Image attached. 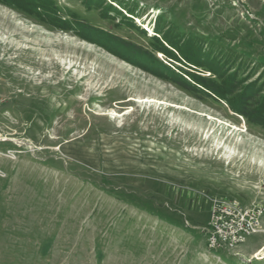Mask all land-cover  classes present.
Returning a JSON list of instances; mask_svg holds the SVG:
<instances>
[{
	"label": "rangeland",
	"instance_id": "rangeland-1",
	"mask_svg": "<svg viewBox=\"0 0 264 264\" xmlns=\"http://www.w3.org/2000/svg\"><path fill=\"white\" fill-rule=\"evenodd\" d=\"M255 95L264 0H0V264H264V217L205 244L214 200L264 207Z\"/></svg>",
	"mask_w": 264,
	"mask_h": 264
},
{
	"label": "built area",
	"instance_id": "built-area-1",
	"mask_svg": "<svg viewBox=\"0 0 264 264\" xmlns=\"http://www.w3.org/2000/svg\"><path fill=\"white\" fill-rule=\"evenodd\" d=\"M264 207H244L232 199L212 202L205 228V244L209 251H233L260 231Z\"/></svg>",
	"mask_w": 264,
	"mask_h": 264
},
{
	"label": "trees",
	"instance_id": "trees-1",
	"mask_svg": "<svg viewBox=\"0 0 264 264\" xmlns=\"http://www.w3.org/2000/svg\"><path fill=\"white\" fill-rule=\"evenodd\" d=\"M161 48L162 49H159L160 52H162L163 54H167V55L170 54L166 50H164L163 47ZM180 74H181V77L184 75L189 79V81H186L185 79L179 77L180 79H182V84H180L181 89L190 93L191 95L196 97L198 94H203V91L197 89L194 84L199 85L204 90H210L212 92H215L214 87H213L214 84H211L209 80L197 78L198 80L195 81V80H191L188 77L189 76L188 72H184V74L183 73H180ZM227 90L228 89H225V91ZM241 98H242L241 102L244 105L240 110L234 108V112L238 113L240 116L246 119L248 123H250L251 125L259 126L264 129V98L258 100L259 99L258 95L251 96V97L242 96Z\"/></svg>",
	"mask_w": 264,
	"mask_h": 264
},
{
	"label": "bare ground",
	"instance_id": "bare-ground-1",
	"mask_svg": "<svg viewBox=\"0 0 264 264\" xmlns=\"http://www.w3.org/2000/svg\"><path fill=\"white\" fill-rule=\"evenodd\" d=\"M264 254V249L263 250H260L257 254H256V256H260V255H263Z\"/></svg>",
	"mask_w": 264,
	"mask_h": 264
}]
</instances>
